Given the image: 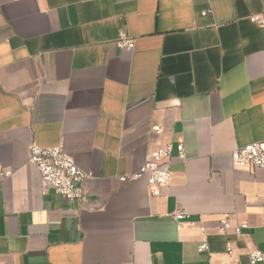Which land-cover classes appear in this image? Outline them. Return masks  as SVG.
Listing matches in <instances>:
<instances>
[{"label":"crops","instance_id":"1","mask_svg":"<svg viewBox=\"0 0 264 264\" xmlns=\"http://www.w3.org/2000/svg\"><path fill=\"white\" fill-rule=\"evenodd\" d=\"M262 12L264 0H0V164L14 171L0 179V264H232L264 250V170L231 158L264 142V27L250 20ZM180 141L160 196L146 176L121 180ZM32 143H63L99 207L45 183ZM177 209L190 213L180 229ZM225 213L249 226L221 232Z\"/></svg>","mask_w":264,"mask_h":264},{"label":"built area","instance_id":"2","mask_svg":"<svg viewBox=\"0 0 264 264\" xmlns=\"http://www.w3.org/2000/svg\"><path fill=\"white\" fill-rule=\"evenodd\" d=\"M206 13V12H205ZM250 20L264 27V12L253 14ZM119 45L122 47L133 48L134 41L129 38L126 32H122ZM157 134L163 133L161 126L153 127ZM175 147L178 156L184 158V144L180 141L177 145L172 142L160 145L152 151L144 164L130 176H122V181L135 180L146 176L148 188L152 196H160L172 179L170 161ZM233 165L236 167L251 166L254 169L264 170V142H251L235 148L231 152ZM29 162L32 163L40 172L42 180L49 184L54 190L60 193L66 200L80 202L84 207L95 209L97 204L89 203V191L85 182L91 176L89 172L81 169L75 162L73 156L67 152L63 143L53 146H42L32 143L29 146ZM13 170L0 164V179L4 180L12 176ZM172 218L177 223V228H182L184 222L190 217V213L183 209H177L171 213ZM247 222L234 224L230 213L223 214L219 219L218 229L226 232L232 229L237 235L248 227ZM203 233L206 226H201ZM210 249L207 241L199 244L200 251ZM228 253H232L231 244L227 248ZM248 262H233L232 264H259L264 262V250L255 249L248 252Z\"/></svg>","mask_w":264,"mask_h":264}]
</instances>
